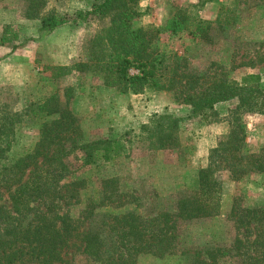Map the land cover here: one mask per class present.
<instances>
[{"label":"rangeland","instance_id":"obj_1","mask_svg":"<svg viewBox=\"0 0 264 264\" xmlns=\"http://www.w3.org/2000/svg\"><path fill=\"white\" fill-rule=\"evenodd\" d=\"M93 1L41 0L36 9L41 13L55 9L72 15L80 9H91ZM180 7L193 16L230 23L216 25L206 39H194L185 32H161L153 47L164 57V66L172 67L166 72L168 81L185 83L186 78L180 75L183 72L196 81L195 85L205 87L210 76L239 81L255 72L261 75L264 88V0H140L142 15L135 24L163 26ZM27 11L25 0H0V106L20 111L30 102L56 93L62 108L74 114L72 130L69 135L63 134V141H88L127 132L130 140L125 153L113 163L82 167L79 153L69 157L75 176L88 182L86 189H80L81 202L65 205L62 212L70 209L79 216L88 195L100 197L103 190L113 185H117L121 201L115 209L99 211L136 210L149 217L161 211L172 212L178 199L197 186L198 172L207 166L212 148L231 134L229 119L238 100L216 104L213 114L206 118L183 120L172 133L175 140L171 136L166 145L153 147L143 126L157 114L187 113L188 105L175 99L180 86L167 82L169 89L121 92L93 73L89 62L92 42L108 24L107 14L90 15L87 20L60 26L39 37L40 20L28 17L32 10ZM30 38L37 40L23 45ZM242 121L247 147L258 151L264 143V116L245 112ZM36 140L37 130L25 129L8 157L21 154L25 146ZM217 176L222 185L219 214L181 224L182 253L162 257L143 253L135 264H190L194 257L200 263L205 259L211 264L208 252L216 250L231 254L218 264H264V220L249 216L243 209L264 212V173L252 172L240 180L231 178L228 171ZM12 190L0 187V205L12 207ZM106 234L109 237L110 233ZM260 255L262 259L256 258ZM75 264L109 263L82 256L77 257Z\"/></svg>","mask_w":264,"mask_h":264},{"label":"trees","instance_id":"obj_2","mask_svg":"<svg viewBox=\"0 0 264 264\" xmlns=\"http://www.w3.org/2000/svg\"><path fill=\"white\" fill-rule=\"evenodd\" d=\"M25 1L27 12L32 10L28 17L40 20L39 37L60 26L87 20L90 15L107 14L108 24L92 42L90 70L121 92L169 89L167 82L180 86L175 99L188 105L187 113L157 114L150 124L143 126L153 147L166 145L183 120L206 118L221 102L237 99L238 103L229 119L231 134L212 148L207 166L198 172L194 190H187L172 212L161 211L150 217L136 210L99 211L119 204L121 195L117 185L107 187L100 197L88 195L77 217L70 209L62 212L65 205L81 202L80 189H86L88 182L75 176L69 157L79 153L82 167L113 163L128 148V132L88 141H63V134L69 135L72 130L74 114L62 108L56 93L30 102L20 111L0 106V187L13 188L12 207L0 205V264H75L77 257L82 256L109 264H135L143 253L159 257L182 253L181 224L219 214L222 204L219 172L228 171L235 180L252 172L264 173V143L258 151H251L242 121L245 112L264 116V88L261 75L255 72L239 81L210 76L205 87L195 85L196 81L188 79L183 72L180 75L186 78L185 83L168 81L169 67L164 66L165 59L158 55L153 43L161 32H185L194 39H206L216 25L228 26L230 21L206 20L180 7L163 26H137L136 19L142 15L140 0H94L91 9H80L72 15L55 9L41 13L36 9L41 0ZM29 40L37 38L27 39L23 45ZM131 69L138 73H132ZM28 128L37 130V140L25 146L21 154L9 158L10 151ZM175 138L176 135L172 136ZM243 209L249 216L264 220V212ZM106 233H110L109 237ZM208 253L211 264L231 255L219 250ZM256 258L262 259V255ZM194 259L190 264H209L205 259L201 263L197 257Z\"/></svg>","mask_w":264,"mask_h":264},{"label":"built area","instance_id":"obj_3","mask_svg":"<svg viewBox=\"0 0 264 264\" xmlns=\"http://www.w3.org/2000/svg\"><path fill=\"white\" fill-rule=\"evenodd\" d=\"M131 72H132V73H134V72H135V73H138V71H136L135 69H131Z\"/></svg>","mask_w":264,"mask_h":264}]
</instances>
